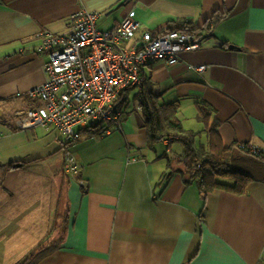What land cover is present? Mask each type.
I'll use <instances>...</instances> for the list:
<instances>
[{
    "label": "crops",
    "instance_id": "0c3cea01",
    "mask_svg": "<svg viewBox=\"0 0 264 264\" xmlns=\"http://www.w3.org/2000/svg\"><path fill=\"white\" fill-rule=\"evenodd\" d=\"M81 8L98 12L99 29L130 14L140 23L136 37L185 23L196 29L198 49L174 64L149 61L142 82L152 83L159 103L179 104L177 117L182 125L192 119L193 128L183 127L199 133L197 144L199 137L208 142L198 108L211 110L209 125L217 122L222 144L249 163L254 180L243 193L204 195L183 163L169 160L179 161L182 144L164 138L148 146L142 82L118 97V123L99 124L73 142L53 124L15 127L42 103L27 96L46 79L38 32L67 31ZM239 143L264 147V0H0V264H21L40 251L34 264H257L264 157ZM67 152L78 176L64 171Z\"/></svg>",
    "mask_w": 264,
    "mask_h": 264
},
{
    "label": "built area",
    "instance_id": "2783aa9c",
    "mask_svg": "<svg viewBox=\"0 0 264 264\" xmlns=\"http://www.w3.org/2000/svg\"><path fill=\"white\" fill-rule=\"evenodd\" d=\"M97 17L98 12L81 8L71 15L72 24L67 31L38 32L41 39L38 50L47 55L46 79L30 89L27 96L42 103L19 115L16 128L53 124L70 143L81 137V130L87 128L89 120L118 123L122 116L116 105L118 97L125 89L142 82V69L149 61L174 64L180 53L200 46V36L193 31L141 30L136 37L140 23L130 14L109 29H99ZM129 41L131 44L125 46ZM189 67L199 71L206 68ZM238 146L264 157V147L247 143ZM79 168L74 155L67 152L64 171L76 176ZM257 264H264V246Z\"/></svg>",
    "mask_w": 264,
    "mask_h": 264
},
{
    "label": "trees",
    "instance_id": "16d2710c",
    "mask_svg": "<svg viewBox=\"0 0 264 264\" xmlns=\"http://www.w3.org/2000/svg\"><path fill=\"white\" fill-rule=\"evenodd\" d=\"M169 30L195 32L196 29L185 23L178 28ZM137 97L145 117L148 146L152 147L157 141L164 138H171L180 142L183 145V152L179 158V162H182L184 166L182 172L187 171L191 173V178L197 179L199 188L204 195L214 189L243 193L247 184L254 180L253 176L246 171L249 163L238 157L236 158L232 153L233 147H227L222 144L215 126L217 122L214 120L213 125H209V117L212 114L210 109L201 106L198 108L197 118L204 124V128L207 129L208 142L206 145L203 143L197 144L199 133L184 129L177 117L179 104L176 102L159 103V95L152 90L150 81L144 80L142 82ZM102 123L104 122L95 121L88 125L86 129L81 130V132L96 128ZM101 129L103 131L104 126ZM261 171H264V169ZM262 176L261 180L264 181V175ZM218 178H225L231 181L222 182ZM37 255L40 257L42 255L41 251ZM38 257L32 255L21 264H34Z\"/></svg>",
    "mask_w": 264,
    "mask_h": 264
},
{
    "label": "rangeland",
    "instance_id": "374dc122",
    "mask_svg": "<svg viewBox=\"0 0 264 264\" xmlns=\"http://www.w3.org/2000/svg\"><path fill=\"white\" fill-rule=\"evenodd\" d=\"M133 93V92H132ZM132 93H124V95L122 96V97H124V98H126V96H127V94L129 95L128 96V98H129V102H128V104H129V106H136V103H137V101H135V100H133L134 99V97H133V94ZM136 102V103H135ZM118 103V102H117ZM184 116V115H183ZM185 118V117H184ZM185 121V122H184ZM184 121H182L183 122V125L184 124H186V125H188L189 127H191V128H193V123H192V119L191 118H186V119H184ZM201 126V125H200ZM195 132V131H194ZM178 142V141H177ZM199 142L200 143H203V144H205L206 142H205V138L204 137H199ZM179 143V145H181V143L180 142H178ZM206 145V144H205ZM157 146H158V149H160L161 150V152L163 153V152H165L166 151V148L164 147V146H162V144H160V143H157ZM182 146V145H181ZM171 151V150H170ZM169 160H170V162H171V164L173 165V163H174V161H177L176 163H180L178 160H177V158L175 159V157H174V155H172V154H169ZM182 164V163H181ZM183 165V164H182ZM184 167V166H183ZM53 238V237H52Z\"/></svg>",
    "mask_w": 264,
    "mask_h": 264
},
{
    "label": "water",
    "instance_id": "95a60500",
    "mask_svg": "<svg viewBox=\"0 0 264 264\" xmlns=\"http://www.w3.org/2000/svg\"><path fill=\"white\" fill-rule=\"evenodd\" d=\"M230 46H232V45H230ZM89 124H92V120H89Z\"/></svg>",
    "mask_w": 264,
    "mask_h": 264
}]
</instances>
